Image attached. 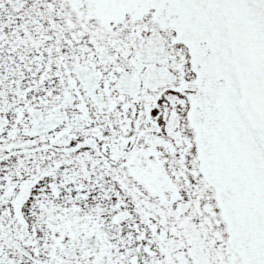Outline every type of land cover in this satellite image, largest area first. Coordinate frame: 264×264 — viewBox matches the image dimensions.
<instances>
[{
	"label": "snow or ice",
	"instance_id": "1",
	"mask_svg": "<svg viewBox=\"0 0 264 264\" xmlns=\"http://www.w3.org/2000/svg\"><path fill=\"white\" fill-rule=\"evenodd\" d=\"M0 264H264V0H0Z\"/></svg>",
	"mask_w": 264,
	"mask_h": 264
}]
</instances>
